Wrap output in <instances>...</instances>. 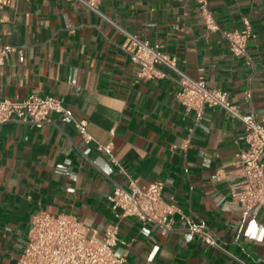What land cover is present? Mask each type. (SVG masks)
Wrapping results in <instances>:
<instances>
[{
    "label": "crops",
    "instance_id": "0c3cea01",
    "mask_svg": "<svg viewBox=\"0 0 264 264\" xmlns=\"http://www.w3.org/2000/svg\"><path fill=\"white\" fill-rule=\"evenodd\" d=\"M99 7L264 120V0H209L216 30L206 27L196 0H100ZM245 20L255 37L247 56H237L224 31ZM123 39L78 0H0V44L11 48L0 65V97L53 95L68 111L42 126L0 123V264H17L40 211L73 214L102 237L115 219L107 195L129 177L142 189L162 180L164 200L203 220L219 244L190 233L178 214L170 228L125 217L114 251L131 264H264V207L245 211L230 197L241 178L243 124L217 106L200 117L187 110L176 97L178 75L165 65L162 77L138 78ZM82 119L97 141L112 143L126 173L85 143L74 123Z\"/></svg>",
    "mask_w": 264,
    "mask_h": 264
},
{
    "label": "built area",
    "instance_id": "2783aa9c",
    "mask_svg": "<svg viewBox=\"0 0 264 264\" xmlns=\"http://www.w3.org/2000/svg\"><path fill=\"white\" fill-rule=\"evenodd\" d=\"M78 1L121 30L124 35L121 47L137 65L138 78L162 77L164 73L159 66L165 65L178 75L180 89L176 97L187 110H195L200 117L206 106H217L243 124L246 146L236 153L235 163L239 167L241 178L231 187V201L242 205L245 211L255 205L264 207V120H258L253 111H242L228 98L227 91L209 87L204 79L189 76L178 66L177 57L164 51L161 43H151L120 27L100 10V0ZM196 1L206 27L210 30L218 29L209 8V0ZM224 36L233 54L247 56L248 42L255 37V33L250 22L245 20L243 28L224 31ZM10 51L9 46L0 44V65L5 63ZM245 99L251 100V91L246 92ZM54 113H68L57 96L32 94L24 99L0 97V123L15 118L42 126L51 121ZM74 123L86 144H94L97 149L106 151L111 163L126 173L111 152L112 143L102 144L97 141L88 130L85 119L75 120ZM163 189L162 180H156L142 189L137 179L132 177H129L125 186H117L107 195L115 219L104 229L100 238L89 234L73 214L46 211L36 213L17 264H131L126 254L119 255L114 251L120 241L119 223L125 217H136L170 228L174 216L178 214L190 233L219 247L208 225L203 220H196L186 214L173 198L171 201L164 200Z\"/></svg>",
    "mask_w": 264,
    "mask_h": 264
}]
</instances>
